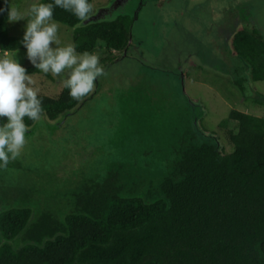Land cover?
I'll list each match as a JSON object with an SVG mask.
<instances>
[{
  "label": "trees",
  "instance_id": "obj_1",
  "mask_svg": "<svg viewBox=\"0 0 264 264\" xmlns=\"http://www.w3.org/2000/svg\"><path fill=\"white\" fill-rule=\"evenodd\" d=\"M28 1L10 0L20 12L38 2L28 6ZM139 1L144 6L145 0ZM91 3V20L84 22L55 10L54 18L69 28L63 45L98 54L106 74L126 60L139 61L146 74H167L135 56L133 11L118 7L97 17L101 8ZM30 9L16 22L0 15V54L26 51L21 25L30 19ZM238 16L228 43L243 93L244 84L264 82V29L247 23L252 17ZM25 67L36 84L56 81ZM100 78L79 99L69 96L63 82L52 83V94L38 87L43 114L35 122L25 117L26 136H34L40 124L54 132L74 121L63 141L85 150L94 146V158L101 161L93 174L64 180L67 188L53 178L11 187L0 176V264H264V117L231 111L225 141L200 126L203 113L189 98L183 97L189 116L150 108L123 115L120 99L98 97ZM93 137L101 145L91 142Z\"/></svg>",
  "mask_w": 264,
  "mask_h": 264
},
{
  "label": "rangeland",
  "instance_id": "obj_2",
  "mask_svg": "<svg viewBox=\"0 0 264 264\" xmlns=\"http://www.w3.org/2000/svg\"><path fill=\"white\" fill-rule=\"evenodd\" d=\"M25 1L21 0L20 4L24 5ZM93 2L100 6L99 11L118 7L130 15L133 11L136 19L133 35L138 45L135 56H142L147 66L152 65L167 72L157 76H153V72L151 75L146 74L144 68H139L142 67L139 61L135 60H126L124 64L119 62L113 69L110 67L108 74L99 80L102 89L98 97L105 98L108 95L120 99L123 115L127 112L139 115L142 109L150 108L151 113H170L173 116L186 113L189 116L184 102V98H189L186 100L200 107L203 113L200 126L225 141V127L231 111L264 117V82L252 86L244 84V92H240L237 81L240 77L232 71L234 67L228 43L230 31L236 25V20L239 21L238 14L252 17L247 23L264 29V0H145L144 6H140L139 0ZM28 10L21 12L24 19ZM241 10L244 13H240ZM25 22L21 25L23 28L26 27ZM69 37V28L60 25L61 44L69 41ZM18 58L24 66L31 65L26 59L25 50L18 51ZM131 66L142 71H129L128 67ZM50 75L57 82L47 85L38 79L34 86L42 92L46 90L48 94L54 93L52 83H61L63 80L52 73ZM123 76L131 83H123ZM129 86L131 89L127 93L126 88ZM257 100H261L263 105H257ZM73 125L74 121H71L66 130L50 132L40 124L34 136H26L20 156L9 162L10 172L6 173L7 166V169L0 170V176L11 187L19 182L17 188H21V183L26 184L30 180L40 182L41 178L56 179V185L61 183L65 187L69 183L64 180L81 178L82 172L93 174L99 169L101 161L99 157L94 158L95 147L87 144L85 150L84 146H77L79 143L68 144L62 139ZM90 140L100 144L94 137ZM116 140L112 138L113 145L117 144ZM97 150L100 155L104 153L101 148Z\"/></svg>",
  "mask_w": 264,
  "mask_h": 264
},
{
  "label": "clouds",
  "instance_id": "obj_3",
  "mask_svg": "<svg viewBox=\"0 0 264 264\" xmlns=\"http://www.w3.org/2000/svg\"><path fill=\"white\" fill-rule=\"evenodd\" d=\"M4 4L5 7H0V15L7 13L10 22L24 20L10 0H4ZM57 8L70 12L81 22L93 14L91 0H38L31 6L20 44L26 49L27 61L35 69L63 80L69 96L79 99L92 92L97 80L106 73L95 52H79L73 43L61 46L60 24L54 18ZM18 51L0 54V169L17 159L26 144L30 127L25 117L35 122L43 114L44 98L18 58Z\"/></svg>",
  "mask_w": 264,
  "mask_h": 264
},
{
  "label": "flooded vegetation",
  "instance_id": "obj_4",
  "mask_svg": "<svg viewBox=\"0 0 264 264\" xmlns=\"http://www.w3.org/2000/svg\"><path fill=\"white\" fill-rule=\"evenodd\" d=\"M112 9H113V8H112ZM112 9H110V10H101V11H99L98 14H97V17H99V16H103L104 14H107V15L109 16L110 14L113 13V12H112Z\"/></svg>",
  "mask_w": 264,
  "mask_h": 264
},
{
  "label": "water",
  "instance_id": "obj_5",
  "mask_svg": "<svg viewBox=\"0 0 264 264\" xmlns=\"http://www.w3.org/2000/svg\"><path fill=\"white\" fill-rule=\"evenodd\" d=\"M114 9H116V8H114ZM93 19H95V18H93ZM89 20H91V19H89Z\"/></svg>",
  "mask_w": 264,
  "mask_h": 264
}]
</instances>
